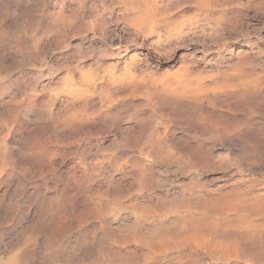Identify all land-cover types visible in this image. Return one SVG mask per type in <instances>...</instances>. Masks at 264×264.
<instances>
[{"label":"rangeland","instance_id":"374dc122","mask_svg":"<svg viewBox=\"0 0 264 264\" xmlns=\"http://www.w3.org/2000/svg\"><path fill=\"white\" fill-rule=\"evenodd\" d=\"M82 1L92 9L88 10L91 18L84 19L77 12L70 25L69 19L60 16L62 7L65 5L80 11L78 8ZM50 2L56 6V12L48 14L43 9L44 0H0V58L4 57L0 59V160H4L3 168L0 166V264H8V261L9 264H264V92H258V87L253 89L252 83L253 73H259L261 86H264V0ZM197 4L200 5L196 7ZM145 6L152 8L147 10ZM94 8L105 14L97 25L100 30L96 28L97 33L87 25V21L90 23L96 15ZM131 11H135L133 15ZM136 14L139 17L149 15L144 16L145 21L141 17L138 21ZM75 18L78 23L74 22ZM132 24L135 31L130 26ZM103 28L106 29L105 35L101 33ZM179 36L187 42L177 40ZM34 38L35 41L40 40L39 43H35ZM90 38L94 42L93 47L89 44ZM21 42L24 47L19 44ZM32 44H35L34 48ZM172 44L174 46L170 48ZM118 47L121 49H116ZM242 63L244 65H240ZM21 71L24 76L18 81ZM226 71L230 72L226 74ZM88 72L92 75L98 73L97 77L93 75V83L98 87L96 84L90 87L93 83L89 82L93 78L88 76ZM191 75L194 76L190 80ZM229 77H233L232 81L237 84H232L233 89H227L232 82ZM242 77L252 79L251 83L247 79L246 83L242 82L241 89L237 82L244 81ZM223 78L226 83L221 81ZM80 80L85 81L84 85ZM213 80H219L218 84L221 81L219 86ZM211 81L214 88L210 86ZM178 88L183 89L177 91ZM221 93H226L225 97ZM90 94L95 95L91 97ZM208 95L210 98L206 99ZM13 96H16L15 102ZM206 100L211 101L207 104ZM80 102L83 103L80 105ZM76 110L83 114L79 116ZM58 114H66L64 116L70 118L76 115L73 118L78 122H47ZM87 115L91 116L88 118ZM240 127L243 128L240 130ZM75 142L84 145L78 155L70 159L69 167L80 162L79 168L73 173L68 172L69 167L65 168L68 171L58 170L63 160L62 153L66 154L65 148ZM39 222L43 228H39ZM143 238L151 243L143 241ZM14 243L16 249L13 248ZM10 251L14 256L7 260ZM153 253L156 257L151 255ZM229 254L234 255L231 257Z\"/></svg>","mask_w":264,"mask_h":264},{"label":"bare ground","instance_id":"6f19581e","mask_svg":"<svg viewBox=\"0 0 264 264\" xmlns=\"http://www.w3.org/2000/svg\"><path fill=\"white\" fill-rule=\"evenodd\" d=\"M20 1H21V0H20ZM27 1H29V0H27ZM42 1H43V0H42ZM44 1H45V3H44V8H43V6H42V8L44 9L45 13H46V12H47L48 14L52 13V11L55 10L56 6L53 5V3L50 2V0H44ZM87 1H88V0H87ZM200 1H201V0H200ZM210 1H211V0H210ZM250 1H251V0H250ZM2 2H3V1H2ZM10 2H11V1H10ZM23 2H25V1H23ZM23 2H22V3H23ZM204 2H205V1H204ZM204 2H203V5H204ZM207 2H208V1H207ZM7 3H8V2H7ZM17 3H18V2H17ZM22 3H21V4H22ZM35 3H36V2H35ZM39 3H40V2H39ZM208 3H209V2H208ZM208 3H207V4H208ZM211 3H212V2H211ZM211 3H210V5H211ZM18 4H19V3H18ZM21 4H20V5H21ZM214 4H215V2H214ZM217 4H218V3H217ZM217 4H216V5H217ZM79 5H80V7H79L78 9H79L80 11H77V9H75L74 7L67 8V6L64 5V6L62 7V9H61L60 16H62L64 19H65V18L69 19L70 25H71V22H72V21H70L71 18H72V16L75 15V14H77V12L80 13V15L82 16V18H84V19H85V18H86V19H87V18H91V17L89 16V13H90L89 11L92 10V9H91V8H89V9L87 8L88 6H86L85 1H82V3L80 2ZM154 5H155V4H154ZM158 5H159V4H158ZM198 5H200V4H197L196 7H198ZM203 5H202V6H203ZM208 5H209V4H208ZM212 5H213V4H212ZM36 6H37V5H36ZM151 6H153V5H151ZM156 6H157V5H155V7H156ZM205 6H206V5H205ZM205 6H204V7H205ZM136 7H137V8H138V7L141 8L140 6H135V8H136ZM146 7H147V6H145V8H146ZM155 7H154V8H155ZM160 7H161V6H159L158 10L160 9ZM163 7H164V6H163ZM209 7H210V6H209ZM151 8H152V7H151ZM151 8L149 9V7H148L149 10H151ZM156 8H157V7H156ZM202 8H203V7H202ZM206 8H208V7H206ZM94 9L97 11V12H96V15H95L94 19H93V17H92V21H90V23L87 21V25L89 24L90 27H91V29L94 30V31L96 32V31H97L96 28L98 29L97 25H99L98 23H100V20H101V19H104V18H105V14L102 13V12H100V11L97 10L96 8H94ZM130 9H131V8H129V11H130ZM133 9H134V8H133ZM133 9H132V10H133ZM146 9H147V8H146ZM148 9H147V10H148ZM209 9H210V8H209ZM88 10H89V11H88ZM152 10H154V9H152ZM214 10H215V9H214ZM137 11H138V10H137ZM37 12H38V11H37ZM54 12H56V11H54ZM68 12H69V14H67ZM131 12H132V11H131ZM134 12H135V11H133L131 14L133 15ZM138 12H139V11H138ZM161 12H162V9H161ZM199 12H200V10H199ZM58 13H59V12H58ZM94 13H95V12H94ZM127 13H129V12H127ZM144 13H148V12H143V14H144ZM40 14H41V13H40ZM55 14H56V13H55ZM131 14H129V15L132 16ZM137 14H138V13H137ZM137 14H136V15H137ZM140 14H142L141 11H140ZM140 14H139V15H140ZM167 14H168V13H167ZM51 15H52V14H51ZM124 15L126 16V14H124ZM145 15L148 16L149 14H145ZM145 15H144V16H145ZM162 15H163V13H162ZM162 15H161V16H162ZM169 15H170V14H169ZM169 15H168V16H169ZM223 15H224V14H223ZM53 16H55V15H53ZM60 16L58 15L57 17H60ZM93 16H94V15H93ZM141 16H142V15H140V17H141ZM144 16L141 17V18H142V20L145 21L146 19H144ZM147 16H146V17H147ZM170 16H171V15H170ZM208 16H209V14H208ZM57 17H56V18H57ZM73 17H74V16H73ZM75 17H76V16H75ZM123 17H124V16H123ZM134 17H136V16L134 15ZM134 17H131V19L134 18ZM140 17L137 15L136 18H137L138 21L141 20ZM154 17H156V16H154ZM164 17H165V16H164ZM52 18H53V17H52ZM126 18H127V17H126ZM147 18H148V17H147ZM152 18H153V15H152ZM152 18H150V20H153ZM162 18H163V17H162ZM165 18H166V17H165ZM180 18H181V17H180ZM61 19H62V18H61ZM64 19H63V20H64ZM128 19H129V17H128ZM128 19H127V21H128ZM134 19H135V18H134ZM157 19H158V18H157ZM157 19H156V21L159 20V19H158V20H157ZM163 19H164V18H163ZM213 19H214V18H213ZM54 20H55V19H54ZM58 20H59V19H57V21H58ZM73 20H74V19H73ZM88 20H89V19H88ZM132 20H133V19H132ZM132 20H131V21H132ZM135 20H136V19H135ZM137 20H136V21H137ZM154 20H155V18H154ZM217 20H218V18H217ZM43 21H44V20H43ZM50 21H51V20H50ZM50 21H49V22H50ZM75 21H76V18H75L74 22H75ZM79 21H82V19H80ZM127 21H126V22H127ZM136 21H134L133 23H135ZM148 21H149V20H148ZM219 21H220V20H219ZM224 21H225V20H224ZM41 22H42V21H41ZM52 22H53V21H52ZM58 22H59V21H58ZM67 22H68V21H67ZM76 22H77V21H76ZM101 22H102V21H101ZM108 22H109V21H108ZM140 22H142V21H140ZM149 22H150V21H149ZM55 23H56V22H55ZM55 23H54V24H55ZM77 23H78V22H77ZM138 23H139V22H138ZM154 23H155V21H154ZM52 24H53V23H52ZM56 24H57V23H56ZM56 24H55V25H56ZM72 24H73V23H72ZM74 24H75V23H74ZM74 24H73V25H74ZM109 24H110V23H109ZM135 24H136V23H135ZM135 24H134V25H135ZM140 24H141V23H140ZM224 24H225V23H224ZM70 25H68V26H70ZM85 25H86V24H85ZM89 25H88V26H89ZM105 25H106V24H105ZM210 25H213V24H210ZM217 25H220V24L218 23ZM233 25H234V24H233ZM74 26H75V25H74ZM76 26H77V25H76ZM103 26H104V24H103ZM130 26H133V24L130 25ZM208 26H209V25H208ZM221 26H222V25H221ZM127 27H129V26H127ZM147 27H148V26H147ZM68 28H69V27H68ZM86 28H88V27H86ZM133 28H134L133 31H135V29H136L135 26H133ZM143 28H144V27H143ZM145 28H146V27H145ZM206 28H207V27H206ZM211 28H213V27L211 26V27H210V30H211ZM214 28H215V27H214ZM241 28H242V27H241ZM257 28H258V27H257ZM70 29H72V27H71ZM73 29H74V28H73ZM201 29H202V28H201ZM238 29H239V28H238ZM88 30H89V29H88ZM88 30H87V31H88ZM98 30H99V29H98ZM144 30H145V29H144ZM216 30H217V29H216ZM18 31H20V30L18 29ZM21 31L23 32L22 34H24V33L26 34V32H24V29H23V30L21 29ZM87 31H86V32H87ZM99 31H100V30H99ZM119 31H120V30H119ZM122 31H123V30H122ZM181 31H182V30H181ZM181 31H180V32H181ZM201 31H204V29L201 30ZM211 31H212V30H211ZM217 31L219 32V30H217ZM241 31H243V30H241ZM91 32H92V31H91ZM97 32H98V31H97ZM97 32H96V33H97ZM141 32H142V31H140L139 33L141 34ZM193 32H194V31H193ZM101 33H103V34L105 35V34H106V29H105V28L101 29ZM108 33H109V32H108ZM188 33H189V32H188ZM190 33H191V32H190ZM194 33H195V32H194ZM194 33H192V35H194ZM224 33H225V32H224ZM19 34H20V33H19ZM22 34H20V37H21ZM25 34H24V35H25ZM195 34H196V33H195ZM100 35H101V34H100ZM104 35H103V36H104ZM178 35H179V32H178ZM182 35H185V34L182 33ZM182 35H181V36H182ZM17 36H18V35H17ZM17 36H16V38H17ZM103 36H101V37H102V39L105 40V38H104ZM109 36H110V35H109ZM181 36H179L178 39H177V40H181L180 42L183 41L182 39H179V38H181ZM186 36H187V34H186ZM194 36H195V35H194ZM196 37H197V36H196ZM21 38H22V37H21ZM93 38H94V37H93ZM108 38H109V37H108ZM108 38H107V39H108ZM176 38H177V37H176ZM185 38H186V37H185ZM25 39H26V38H25ZM27 39H29V38H27ZM183 39H184V38H183ZM161 40H162V39H161ZM19 41H20V40H19ZM24 41H25V40H24ZM24 41H23V42H24ZM34 41H35V38H34ZM38 41H40V40H38ZM38 41H35V43L38 42ZM159 41H160V40H159ZM259 41H262V40H259ZM25 42H26V41H25ZM25 42H24V45L27 44L26 46L28 47V46H29L28 43H25ZM96 42H97V41H96ZM162 42H163V40H162ZM183 42L186 43V42H187V39H186V42H185V41H183ZM31 43H32V41H31ZM38 43H39V42H38ZM38 43H37V44H38ZM157 43H159V42L157 41ZM19 44L22 45V42L19 43ZM89 44H91L92 47H93V45H94V42H93V40H91V38H90ZM169 44H170V43H169ZM255 44H256V43H255ZM16 45H17V44H16ZM21 45H20V46H21ZM32 45H33V44H32ZM34 45H35V44H34ZM34 45H33L32 48H34ZM85 45H86V44H85ZM253 45H254V44H253ZM4 46H5V45H4ZM4 46H3V47H4ZM97 46H98V45H97ZM102 46H103V45H102ZM112 46H113V45H112ZM172 46H174V45H173V44L170 45V48H171ZM5 47H6V46H5ZM18 47H19V46H18ZM18 47H17V48H18ZM22 47H24V46L22 45ZM27 47H26V48H27ZM80 47H81V45H80ZM84 47H85V46H84ZM168 47H169V46H168ZM29 48H30V47H29ZM36 48H37V47H36ZM36 48H35V49H36ZM188 48H189V47H188ZM195 48L197 49V47H195ZM19 49H20V48H19ZM30 49H31V48H30ZM30 49H29V50H30ZM35 49H34L33 51H35ZM85 49H86V48H85ZM85 49H84V50H85ZM88 49H91V48L89 47ZM116 49H121V48L118 47V48H116ZM201 49H202V48H201ZM0 50H1V48H0ZM4 50H5V49H4ZM31 50H32V49H31ZM91 50H92V49H91ZM93 50H95V49H93ZM194 50H195V49H194ZM39 51H40V50H39ZM86 51H88V50H86ZM89 51H90V50H89ZM96 51H98V50H96ZM100 51H101V50H100ZM166 51H167V50H166ZM170 51H171V50H170ZM18 52L20 53V51H18ZM69 52H70V51H69ZM71 52H72V51H71ZM80 52H81V51H80ZM82 52H84V51H82ZM90 52L92 53V51H90ZM199 52H201V51H199ZM86 53H87V52H86ZM86 53H85V54H86ZM93 53H94V52H93ZM168 53H169V52H168ZM237 53H239V52H237ZM253 53H254V52H253ZM5 54H6V53H5ZM73 54H75V52H74ZM89 54H90V53H89ZM120 54H121V53H120ZM240 54H241V53H240ZM240 54H239V55H240ZM77 55H78V54H77ZM116 55H117V54H116ZM118 55H119V54H118ZM1 56H2V55H1ZM8 56H9V54H8ZM66 56H67V55H66ZM87 56H88V55H87ZM234 56H235V55H234ZM74 57H75V56H74ZM76 57H77V56H76ZM118 57H119V56H118ZM121 57L124 58V55H122ZM236 57H237V56H236ZM238 57H239V56H238ZM242 57H243V56H242ZM1 58H2V57H1ZM1 58H0V59H1ZM3 58H4V57H3ZM3 58H2V59H3ZM239 58H240V57H239ZM61 59H62V58H61ZM67 59H69V58H67ZM121 59H122V58H121ZM124 59H125V58H124ZM135 59H136V58H135ZM240 59H241V58H240ZM240 59H239V60H240ZM72 60H73V59H72ZM74 60H75V59H74ZM243 60H245V59H243ZM57 61H60V59L57 60ZM132 61H133V60H132ZM240 61L242 62V60H240ZM0 62H1V61H0ZM70 62H71V61H70ZM133 62H135V60H134ZM238 62H239V61H238ZM245 62H246V61H245ZM1 63H2V62H1ZM66 63H67V62H66ZM79 63H80V62H79ZM99 63H100V62H99ZM258 63H259V62H258ZM240 65H244V64L242 63V64H240ZM240 65H239V67H240ZM259 65H260V64H259ZM79 66H80V65H79ZM262 66H263V65H262ZM77 67H78V66H77ZM80 67H81V66H80ZM82 67H83V66H82ZM126 67H127V66H126ZM185 67H186V66H185ZM242 67H243V66H242ZM88 68H89V67H88ZM93 68H94V67H93ZM93 68H92V69H93ZM114 68H115V67H114ZM127 68H128V67H127ZM130 68H131V67H130ZM130 68H129V69H130ZM182 68H183V67H182ZM80 69H81V68H80ZM83 69H84V71H87V70H85V68H83ZM89 69H90V68H89ZM124 69H125V68H123V70H124ZM131 69H132V68H131ZM184 69H185V68H184ZM186 69H187V68H186ZM231 69H232V68H231ZM76 70H77V69H76ZM187 70H190V68H188ZM254 70H255V68H254ZM259 70H260V69H259ZM26 71H27V70H26ZM79 71H80V70H79ZM84 71H83V72H84ZM261 71H262V70H261ZM77 72H78V71H77ZM80 72H81V71H80ZM93 72H95V69H94ZM128 72H129V71H128ZM128 72H127V73H128ZM186 72H187V71H186ZM186 72H183V73H186ZM188 72H189V71H188ZM190 72H191V74H192V71H190ZM190 72H189V74H190ZM194 72H195V71H194ZM227 72H230V71H226V74H228ZM251 72H252V71H251ZM88 73H90V72H88ZM96 73H97V72H96ZM127 73L125 72V75H126ZM129 73H130V72H129ZM129 73H128V74H129ZM183 73H181V74H183ZM217 73H219V72H217ZM220 73H221V72H220ZM20 74H21V75H19V77H18V81L21 80V79H23V76H24V73H23L22 71H21ZM76 74H77V73H76ZM78 74H79V73H78ZM85 74H86V72H85ZM128 74H127L126 76H128ZM189 74H188V75H189ZM193 74H194V73H193ZM235 74H236V73H235ZM237 74H239V73H237ZM237 74H236V75H237ZM248 74H249V73H248ZM255 74H256V73H255ZM257 74H259V73H257ZM257 74L254 75V73H253V79H252V77H251V79L253 80V81H252L253 86H254L253 89H255V88L258 87L259 89H257V91L260 92V93L262 94V91L264 92V88H263L264 86H263V84H262V86H261V82H260V81H261V76H259V75H257ZM263 74H264V73H263ZM14 75H15V74H14ZM79 75H80V74H79ZM81 75H83V73H82ZM87 75H88V74H87ZM91 75H92V74L90 73V75H88V76L91 77ZM93 75L97 77L98 73H97V74H93ZM93 75H92V77H91V79H92V78H93V79L90 80L89 83H91V81H92V83H93V81H94V77H93ZM123 75H124V74H123ZM125 75H124V76H125ZM129 75H131V73H130ZM167 75H169V74H167ZM170 75H171V74H170ZM170 75H169V76H170ZM173 75H174V73H173ZM178 75H179V73H178ZM199 75L201 76L202 74H199ZM218 75H219V74H218ZM222 75H223V74H222ZM230 75H231V74H230ZM230 75H229V76H230ZM232 75H233V73H232ZM243 75H245V74H243ZM17 76H18V75H17ZM25 76H26V75H25ZM40 76H41V75H40ZM77 76H78V75H77ZM88 76H87V78H88ZM175 76H176V73H175ZM179 76H180V75H179ZM183 76H184V75H183ZM183 76H182V77H183ZM192 76H194V75H191L190 80L193 79ZM197 76H198V75H197ZM238 76H239V75H238ZM238 76H237V77H238ZM246 76H247V75H246ZM250 76H251V75H250ZM262 76H263V75H262ZM28 77H29V76H28ZM36 77H37V76H36ZM47 77H48V76H47ZM79 77H81V76H79ZM82 77H84V75H83ZM85 77H86V76H85ZM96 77H95V78H96ZM128 77H130V76H128ZM170 77H171V76H170ZM182 77H181V78H182ZM186 77H187V76H186ZM206 77H207V76H206ZM208 77H209V76H208ZM227 77H228V75H227ZM233 77H235V76H233ZM233 77H232L231 79H230V77H229V79L232 81ZM8 78H9V77H8ZM26 78H27V77H26ZM31 78H32V77H31ZM173 78H174V77H173ZM187 78H188V77H187ZM201 78H202V76H201ZM213 78H214V76H213ZM240 78H241V77H240ZM240 78H239V79H240ZM242 78H244V77H242ZM77 79H78V78H77ZM79 79H80V78H79ZM82 79H83V78H81V80H82ZM84 79H85V78H84ZM98 79H99V78H98ZM176 79H178V77H177ZM183 79H185V78H183ZM183 79H182V80H183ZM197 79H198V78H197ZM204 79H205V78H204ZM206 79L208 80V78H206ZM209 79H210V78H209ZM211 79H212V78H211ZM214 79H216V77H215ZM221 79H222V78H221ZM223 79H224V78H223ZM226 79H227V78H226ZM235 79H238V78L235 77ZM244 79H245L244 81H242V79H241V83L239 82L240 80H239L238 82H237V80H236V82L239 83L238 86L241 87L242 82H245V83H246V79H247V77H245ZM251 79H250V77H249L247 80H250V83H251ZM6 80H7V78H6ZM8 80H9V79H8ZM12 80H13V79H12ZM81 80H80V82H81ZM85 80H86V79H85ZM130 80H132V79H130ZM180 80H181V79H180ZM182 80H181V81H182ZM194 80H195V79H194ZM194 80H192V82H193ZM199 80L202 81L203 79H200V78H199ZM16 81H17V80H16ZM22 81H23V80H22ZM96 81H97V80H96ZM185 81H186V80H185ZM195 81L198 82L197 80H195ZM205 81H206V80H205ZM205 81H204V83H205ZM213 81H215V80H213ZM217 81H219V80H217ZM217 81H215L214 83H217ZM221 81L224 82L225 79H224V80H221ZM221 81H220V82H221ZM227 81H228L227 83H230L229 80H227ZM6 82H7V81H6ZM6 82H4V84H6ZM37 82H38V81H37ZM76 82H77V81H76ZM83 82L85 83V81H82L81 83H83ZM86 82H88V81H86ZM192 82H191V83H192ZM199 82H200V81H199ZM209 82H210V81H209ZM220 82H219V84H220ZM232 82H233V81H232ZM232 82H231V84H228V85H231L230 87L227 85V86L229 87V88H227V89L232 88V84H234L235 86H237V84L234 83L235 80H234L233 83H232ZM7 83H8V82H7ZM13 83H14V82H13ZM23 83H24V81H23ZM81 83H80V84H81ZM84 83H83V85H84ZM173 83H174V82H173ZM180 83H181V82H180ZM183 83L185 84L186 82H183ZM191 83H190V84H191ZM193 83H194V82H193ZM193 83H192V84H193ZM204 83H203V84H204ZM225 83H226V81H225ZM245 83H244V84H245ZM247 83H248L247 85H249V87H250L249 82H247ZM77 84H78V83H77ZM80 84H78V85H80ZM87 84H88V83H86V85H87ZM95 84H96V83H95ZM95 84H94V83H93V85L90 84V87H91V86H94ZM171 84H172V83H171ZM181 84H182V83H181ZM196 84H197V83H196ZM199 84H200V83H199ZM201 84H202V83H201ZM206 84L209 85L208 83H206ZM219 84L217 83L218 86H219ZM221 84H222V83H221ZM1 85H2V84H1ZM41 85H42V84H41ZM43 85H44V84H43ZM47 85H48V84H47ZM78 85H77V86H78ZM86 85H85V86H86ZM96 85H97V84H96ZM177 85H178V84H177ZM177 85H176V86H177ZM187 85H189V84H187ZM212 85H213V84H212V81H211L210 86L213 87L214 85H213V86H212ZM224 85L226 86V84H224ZM234 85H233V86H234ZM11 86H13V85L11 84ZM17 86H18V85H17ZM17 86H16V87H17ZM81 86H82V85H81ZM85 86H84V87H85ZM173 86H174V85H173ZM181 86H182V85H180V87H181ZM184 86H186V85H184ZM195 86H196V85H195ZM200 86H201V85H200ZM204 86H205V84L203 85V87H204ZM210 86H208V87H210ZM222 86H223V85H222ZM235 86H234V87H235ZM251 86H252V85H251ZM6 87H7V85H6ZM28 87H30V86H28ZM31 87L33 88V86H31ZM79 87H80V86H79ZM86 87H87V86H86ZM86 87H85V88H86ZM90 87L88 86V88H90ZM97 87H98V85H97ZM167 87H168V85H167ZM167 87H164L163 89H165V88H167ZM196 87H198V88H202V87H199V86H196ZM211 87L208 88V89H211ZM214 87H215V86H214ZM214 87H213V88H214ZM223 87H224V86H223ZM223 87H222V88H223ZM7 88H8V87H7ZM18 88H19V87H18ZM18 88H17V89H18ZM49 88H50V87H49ZM80 88L83 89V87H80ZM85 88H84V89H85ZM88 88H87V89H88ZM219 88H221V87H218L217 89H219ZM224 88H225V87H224ZM244 88H245V87H244ZM1 89H2V88H1ZM9 89H10V88H9ZM44 89H45V88H44ZM46 89H47V88H46ZM78 89H79V88H78ZM82 89H81V91H82ZM87 89L85 90L86 92H87ZM91 89H92V88H91ZM96 89H97V88H96ZM101 89H102V88H101ZM103 89H104V88H103ZM178 89H179V88H178ZM182 89H183V88H182ZM182 89H179V90H177V91H180V90H182ZM185 89H186V88H185ZM189 89H190V88H189ZM232 89H233V88H232ZM241 89H242V87H241ZM247 89H251V88H248V87H247ZM253 89H252V90H253ZM4 90L6 91V89H4ZM24 90H25V88H24ZM31 90H32V89H31ZM54 90H55V89H54ZM54 90H53V91H54ZM98 90H100V89H98ZM131 90H132V89H131ZM161 90H162V89H161ZM161 90H160V92H162ZM168 90H170V88H169ZM168 90H167V93H168ZM194 90H195V89H194ZM202 90L205 91V89H202ZM222 90H223V89H222ZM225 90H226V88H225ZM236 90H239V88L236 87ZM243 90H244V89H243ZM27 91H28V90H27ZM79 91H80V90H79ZM90 91H93V90H90ZM95 91H96V90H95ZM132 91H133V90H132ZM177 91H176V92H177ZM204 91H202V92H204ZM206 91H207V90H206ZM214 91H215V90H213V91L211 90V92H214ZM223 91H224V90H223ZM223 91H222V92H223ZM234 91H235V89H234ZM248 91H249V90H248ZM248 91H247V92H248ZM1 92H2V94H3V91H1ZM6 92H7V91H6ZM88 92H89V91H88ZM88 92H87V93H88ZM160 92H159V93H160ZM164 92H165V91H164ZM187 92H189V91H187ZM209 92H210V91H209ZM217 92H218V91H217ZM217 92H215L216 95L218 94ZM219 92H220V91H219ZM224 92H225V91H224ZM240 92H241V91H240ZM4 93H5V92H4ZM7 93H8V92H7ZM7 93H6V95H7ZM12 93H13V92H12ZM14 93H15V91H14ZM82 93H83V92H82ZM90 93H91V92H90ZM93 93H95V92L93 91ZM167 93H166V94H167ZM169 93H170V91H169ZM177 93H178V92H177ZM181 93H182V92H181ZM183 93H184V92H183ZM190 93H191V92H190ZM200 93H201V91H200ZM229 93H230V92H229ZM229 93H228V94H229ZM237 93H238V92H237ZM237 93H236V94H237ZM0 94H1V93H0ZM15 94H16V93H15ZM80 94H81V93H80ZM80 94H79V95H80ZM83 94H84V93H83ZM83 94H81L80 96H82V98L84 99L85 97H83ZM91 94H92V93H91ZM91 94H90L91 97H92L93 95H95V94H93V95H91ZM162 94H163V93H162ZM179 94H180V93H179ZM186 94H187V93H186ZM186 94H185V95H186ZM191 94H192V93H191ZM204 94H206V93H204ZM209 94H210V93H209ZM221 94H222V93H221ZM225 94H226V93H225ZM225 94H224V95H225ZM228 94H227V95H228ZM250 94H251V93H250ZM252 94H253V93H252ZM12 95H13V94H12ZM16 95H17V94H16ZM68 95H69V94H68ZM88 95H89V94H88ZM88 95H84V96H87V98H89ZM96 95H97V94H96ZM98 95H99V94H98ZM150 95H152V94H150ZM150 95H149V96H150ZM160 95H161V94H160ZM163 95L166 96L165 93H164ZM180 95H181V94H180ZM188 95H190V94L188 93ZM197 95H199V94H197ZM216 95H214V98H215ZM224 95L222 94V97H223ZM234 95H235V94H234ZM2 96H3V95H2ZM77 96H78V95H77ZM172 96H173V95H172ZM172 96L169 95L170 98H171ZM181 96H182V95H181ZM181 96H179V97H181ZM186 96H187V95H186ZM202 96H203V95H202ZM202 96H201V97H202ZM218 96H219V95H218ZM220 96H221V95H220ZM257 96H258V95H257ZM263 96H264V95H263ZM169 97H168V98H169ZM192 97H193V96H192ZM194 97L197 98L198 96L194 95ZM199 97H200V96H199ZM203 97H204V96H203ZM207 97H209V95L206 96V99H207ZM224 97H225V96H224ZM11 98H12V97H11ZM13 98H15V99H14V102H15V100H16V96H15V97L13 96ZM76 98H78V97H76ZM94 98H95V97H94ZM150 98H151V97H150ZM173 98H174V96H173ZM175 98H176V97H175ZM209 98H210V97H209ZM67 99H68V98H67ZM83 99H82V100H83ZM85 99H86V98H85ZM188 99H189V98H188ZM192 99H193V98H192ZM197 99H198V98H197ZM201 99H204V98H201ZM211 99H212V98H211ZM216 99H218V98L216 97ZM220 99H221V98H220ZM254 99H255V97H254ZM257 99H258V98H257ZM262 99H263V98H262ZM79 100H80V99H79ZM88 100H89V99H88ZM193 100H195V99H193ZM225 100H226V99H225ZM229 100H230V99H229ZM229 100H228V101H229ZM11 101H12V99H11ZM11 101H10V102H11ZM75 101H77V100H75ZM92 101H93V100H92ZM198 101L201 102V100H198ZM204 101H205V100H204ZM207 101H208V100H206V102H207ZM210 101H211V100H210ZM210 101H208L207 104H209ZM214 101H216V100H214ZM219 101H220V100H219ZM221 101H223V99H221ZM253 101H254V100H253ZM10 102H7V103H10ZM64 102H65V100H64ZM70 102H71V100H70ZM89 102H90V101H89ZM212 102H213V101H212ZM212 102H211L210 104H212ZM255 102H256V100H255ZM1 103H2V102H1ZM4 103H5V102H4ZM11 103H12V102H11ZM66 103H67V102H66ZM81 103H83V102H80V105H81ZM90 103H91V102H90ZM94 103H95V102H94ZM101 103H102V102H101ZM202 103H203V102H202ZM224 103H225V101H224ZM240 103H241V102H240ZM62 104H63V102H62ZM68 104H69V103H68ZM104 104H105V101H104ZM204 104H205V103H204ZM222 104H223V103H222ZM237 104H238V103H237ZM237 104H236V105H237ZM2 105H3V104H2ZM5 105H6V104H5ZM7 105H8V104H7ZM64 105H66V104H64ZM229 105H230V104H229ZM211 106H212V105H211ZM224 106H225V105H224ZM232 106H235V105H232ZM232 106H231V107H232ZM237 106H238V105H237ZM5 107H7V106H5ZM69 107H70V106H69ZM69 107H68V108H69ZM88 107H89V106H88ZM102 107H104V106H102ZM206 107H207V106H206ZM221 107H222V106H221ZM227 107H229V106H227ZM227 107L225 108V109H226L225 111L228 110ZM239 107H240V106H239ZM2 108H3V107H2ZM11 108H12V107H11ZM63 108H65V107H63ZM63 108H62V109H63ZM66 108H67V107H66ZM85 108H86V107H85ZM209 108H210V107H209ZM223 108H224V107H223ZM69 109H70V108H69ZM69 109H68V110H69ZM103 109H104V108H103ZM220 109H221V108H220ZM12 110H13V109H12ZM81 110H82V109H81ZM99 110H100V109H99ZM101 110H102V109H101ZM101 110H100V111H101ZM232 110H233V109H232ZM232 110H231V111H232ZM41 111H42V110H41ZM41 111H39V112H41ZM60 111L62 112V110H60ZM69 111H70V110H69ZM69 111H66V112H69ZM72 111H73V110H72ZM76 111H77V110H76ZM82 111H83V110H82ZM86 111H87V110H86ZM88 111H89V110H88ZM91 111H92V110H91ZM91 111H90V112H91ZM103 111H104V110H103ZM220 111H221V110H220ZM223 111H224V109H223ZM16 112H17V111H16ZM48 112H49V110H48ZM57 112H58V111H57ZM57 112H56V114H57ZM228 112H230V110H229ZM13 113H14V112H13ZM62 113H65V112H62ZM70 113H71V111H70ZM73 113H74V112H73ZM77 113H78V111H77ZM103 113H104V112H103ZM8 114H9V113H8ZM10 114H12V113L10 112ZM53 114H54V113H53ZM66 114H67V113H66ZM66 114H62V115H59V114H58V115H56V116H52V117L49 118V120H48L47 122H49V123H54V124H57V123L62 122L63 124H66L67 122H72V123H73V122L77 121V120H75V118H73V117H76V115H77L76 113H75L76 115L73 116L72 118H70V117H68V116H64V115H66ZM82 114H83V113H81V111L78 113L79 116L82 115ZM84 114H86V112H85ZM89 114H90V113H89ZM92 114H93V113H92ZM92 114H91V115H92ZM94 114H95V113H94ZM91 115H87V117L89 118V116H91ZM96 115H97V114H96ZM48 116H49V115H48ZM94 117H95V115H94ZM34 118H35V117H34ZM82 118H83V117H82ZM92 118H93V117H92ZM98 118H99V117H98ZM44 119H45V118H44ZM44 119H43V120H44ZM76 119H77V118H76ZM85 119H86V118H85ZM32 120H34V119H32ZM32 120H31V121H32ZM37 120H38V119H37ZM83 120H84V119H83ZM88 120H89V119H88ZM90 120H91V119H90ZM92 120H93V119H92ZM33 122H35V121H33ZM36 122H38V121H36ZM77 122H78V121H77ZM77 122H76V123H77ZM88 122H89V121H88ZM92 122H93V121H92ZM92 122H91V123H92ZM85 123H86V122H85ZM82 124H83V123H82ZM136 124H138V122H137ZM30 125H31V124H30ZM42 125H43V124H42ZM42 125H41V126H42ZM75 125H76V124H75ZM38 126L40 127V125H38ZM70 126H71V125H70ZM70 126L68 127L69 129H70ZM72 126H73V125H72ZM78 126H79V124H78ZM82 126H83V125H82ZM85 126H86V125H85ZM88 126H89V125H88ZM135 126H136V125H135ZM239 126H240V125H239ZM22 127H23V126H22ZM32 127H33V126H32ZM39 127H38V128H39ZM42 127H43V126H42ZM50 127H51V126H50ZM50 127H49V128H50ZM55 127H56V126H55ZM63 127H64V126H63ZM63 127H61V128H63ZM74 127H75V126H74ZM80 127H81V125H80ZM120 127H121V126H120ZM120 127H118V128H120ZM27 128L29 129V127H27ZM27 128H26V129H27ZM34 128H36V126H35ZM78 128H79V127H78ZM78 128H77V129H78ZM86 128H87V127H86ZM94 128H95V127H93V129H94ZM140 128H141V127H140ZM140 128H139V129H140ZM241 128H243V127H240V130H241ZM30 129H32V128H30ZM36 129H37V128H36ZM40 129H41V128H40ZM89 129H90V128H89ZM89 129H88V130H89ZM116 129H117V127H116ZM238 129H239V128H238ZM59 130H60V128H59ZM72 130H73V129H72ZM111 130H112V129H111ZM31 131H32V130H31ZM60 131H61V130H60ZM75 131H76V130H75ZM118 131H119V130H118ZM122 131H123V130H122ZM137 131H138V130H137ZM25 132H26V131H25ZM57 132H58V131H57ZM64 132H65V131H64ZM113 132H114V131H113ZM118 133H119V132H118ZM122 134H123V133H122ZM122 134H121V135H122ZM165 134H166V133H165ZM47 135H48V134H47ZM53 135H54V134H53ZM71 135H72V134H71ZM158 135H159V134H158ZM57 136H58V135H57ZM117 136H118V135H117ZM155 136H156V135H155ZM58 137H59V136H58ZM67 137H68V135H67ZM59 138H61V137H59ZM116 138H117V137H116ZM213 138H214V137H213ZM57 139H58V138H57ZM135 139H136V138H135ZM239 139H240V138H239ZM54 140H55V138H54ZM47 141H48V140H47ZM115 142H116V143H119V141L117 142V140H116ZM75 143H76V142H75ZM244 143H246L245 140H244ZM244 143H243V144H244ZM0 144H1V143H0ZM201 144H202V146L204 145L203 143H201ZM201 144H200V145H201ZM4 145H5V144H4ZM53 145H54V144H53ZM82 145H84V144H83V143H76V144L70 145L68 148H65V150H66V154L62 153V159H63V160H62L61 163L59 164V166H58V167H59L58 170H65V171H68V170H69L68 172L71 171V172L73 173V172H75V171L79 168V166H80V162H79V164L76 163V162H74V164H71V165H72L71 167H69V163H70V159H71V158H73L75 155H78V153H79V151H80L79 149L82 147ZM49 146H51V145H49ZM61 146H62V145H61ZM237 146H238V145H237ZM3 147H4V146H3ZM58 147H59V146H58ZM62 147H63V146H62ZM64 147H65V146H64ZM64 147H63V148H64ZM69 149H70L71 151H67V150H69ZM207 149H209V148H207ZM211 149H212V148H211ZM1 150H3V149H1ZM49 151H50V148H49ZM144 151H145V150H144ZM5 152H6V151H5ZM12 152H13V150H12ZM12 152H11V153H12ZM56 152H57V151H56ZM147 152H148V151H147ZM153 152H154V150H153ZM155 152H156V151H155ZM157 152H159V151H157ZM170 152H171V151H170ZM14 153H16V152H14ZM14 153H13V154H14ZM54 153H55V152H54ZM87 153H88V152H87ZM171 153H172V152H171ZM206 153H207V152H206ZM210 153H211V152H210ZM167 154H168V153H167ZM167 154H166V155H167ZM172 154H173V153H172ZM174 154H175V153H174ZM253 154H254V153H253ZM5 155H6V154H5ZM152 155H153V154H152ZM166 155H165V156H166ZM209 155H210V154H209ZM86 156H87V155H86ZM146 156H147V155H146ZM176 156H177V155H176ZM262 156H263V155H262ZM75 157H76V156H75ZM75 157H74V158H75ZM142 157H143V156H142ZM167 157H168V155H167ZM167 157H165V158L168 159ZM173 157H174V156H173ZM177 157H178V156H177ZM114 158H115V157H114ZM137 158H138V161H140V158H139V157H137ZM149 158H150V157H149ZM154 158H155V157H154ZM162 158H164V156H163ZM170 158H171V157H170ZM191 158H192V157H191ZM209 158H210V157H209ZM221 158H222V157H221ZM9 159H10V158H9ZM189 159H190V157H189ZM194 159H195V158H194ZM262 159H263V158H262ZM6 160H7V159H6ZM10 160H11V159H10ZM15 160H16V159H15ZM15 160H14V161H15ZM71 160H72V159H71ZM77 160H78V159H77ZM116 160H117V159H116ZM168 160H169V159H168ZM210 160H211V158H210ZM212 160H214V158H213ZM223 160H224V159H223ZM258 160H259V159H258ZM12 161H13V160H12ZM74 161H75V160H74ZM207 161H209V160H207ZM226 161H228V160H226ZM18 162H19V161H18ZM83 162H84V161H83ZM83 162H82V163H83ZM111 162H112V161H111ZM136 162H137V161H136ZM188 162L190 163V160H189ZM212 162H213V161H212ZM72 163H73V162H72ZM88 163H89V162H88ZM109 163H110V161H109ZM125 163H126V162H125ZM134 163H135V162H134ZM113 164H116V163L113 162ZM2 165H4V160H0V166H2ZM85 165H86V164H85ZM87 165H88V164H87ZM118 165H119V164H118ZM118 165H117V167H118ZM124 165H126V164H124ZM6 166H7V165H6ZM111 166H112V165H111ZM113 166H114V165H113ZM113 166H112V168H113ZM115 166H116V165H115ZM126 166H127V165H126ZM222 166H223V165H222ZM67 167H69L68 170L65 169V168H67ZM86 167H87V166H86ZM89 167H90V166H89ZM140 167H141V166H140ZM2 168H3V166H2ZM4 168H5V167H4ZM87 168H88V167H87ZM114 168H115V167H114ZM114 168H113V169H114ZM118 168H119V167H118ZM118 168H116V170H118ZM142 168H143V167H142ZM119 169H120V168H119ZM4 170H5V169H4ZM88 170H89V169H88ZM91 170H92V167H91ZM116 170H115V171H116ZM89 171H90V170H89ZM89 171H88V172H89ZM118 171H119V170H118ZM118 171H117V172H118ZM151 171H152V170H151ZM88 172H87V173H88ZM95 172H96V171H95ZM121 172H122V171H121ZM124 172H125V171H124ZM93 173H94V172H93ZM119 173H120V172H119ZM125 173H128V171L125 172ZM143 173H144V171H143ZM5 174H6V173H5ZM85 174H86V173H85ZM91 174H92V173H91ZM140 174H141V173H140ZM230 174H234V173H230ZM11 175H12V174H11ZM11 175H10V176H11ZM94 175H95V173H94ZM147 175H148V174H147ZM147 175H146V176H147ZM77 176H78V175H77ZM111 176H112V175H111ZM113 176H114V175H113ZM142 176H143V174H142ZM6 177H9L8 174H7ZM69 177H70V176H69ZM143 177H144V176H143ZM228 177H229V176H228ZM108 178H109V177H108ZM150 178H151V177H150ZM3 179H4V178H3ZM6 179H7V178H6ZM8 179H9V178H8ZM15 179H16V178H15ZM81 179H82V178H81ZM111 179H112V178H111ZM111 179H110V180H111ZM151 179H152V178H151ZM221 179H222V178H221ZM223 179H227V178H223ZM1 180H2V179H1ZM9 180H11V179H9ZM93 180H94V179H93ZM6 181H7V180H6ZM14 181H15V180H14ZM90 181H91V180H90ZM234 181H235V179H234ZM143 183H145V182L143 181ZM198 183L200 184V182H198ZM223 183H224V182H223ZM6 184H7V183H6ZM199 184H198V185H199ZM231 184H232V183H231ZM9 185H10V184H9ZM9 185H8V186H9ZM31 185H32V184H30L29 187H31ZM210 185H211V184H210ZM196 186H197V185H196ZM201 186H203V183H202ZM11 187H12V186H11ZM25 188L27 189V187H25ZM205 188H206V187H205ZM217 188H218V187H217ZM52 189H53V188H52ZM90 189H91V188H90ZM93 189H94V188H93ZM198 189H199V188H198ZM206 189H207V188H206ZM220 189H221V188H220ZM28 190H29V189H28ZM34 190H35V188H34ZM91 190H92V189H91ZM199 190H200V189H199ZM201 190H202V189H201ZM4 191H5V190H4ZM0 192H1V191H0ZM6 192H7V191H5L4 194H6ZM22 192H23V190H22ZM26 192H27V191H26ZM30 192H31V191H30ZM27 193H28V192H27ZM92 193H93V192H92ZM1 194H2V193H0V195H1ZM24 194H25V192H24ZM24 194H23V195H24ZM67 194H68V192H67ZM256 194H257V193H256ZM256 194H255V195H256ZM259 195H260V194H259ZM261 195H262V194H261ZM2 196H3V195H2ZM21 196H22V193H21ZM27 196H28V195H27ZM252 197H254V195H253ZM20 198H21V197H20ZM25 198H27V197H25ZM21 199H22V198H21ZM257 199H259V197H258ZM19 200H20V199H19ZM27 200H28V199H27ZM221 200H222V199H221ZM235 200H236V199H235ZM237 200H238V199H237ZM23 201H24V199H23ZM238 201H239V200H238ZM238 201H237V202H238ZM17 202H18V204H19L20 201H17ZM25 202H27V201L25 200ZM235 202H236V201H235ZM239 202H240V201H239ZM239 202H238V205H239ZM33 203H34V202H33ZM215 203H216V202H215ZM224 203H225V202H224ZM226 203H227V201H226ZM251 203H252V202H251ZM260 203H261V202H260ZM21 204H22V202H21ZM21 204H20V205H21ZM60 204H62V203H60ZM228 204H229V203H228ZM240 204H241V203H240ZM22 205H23V204H22ZM28 205H29V202H28ZM33 205H34V204H33ZM216 205H217V204H216ZM219 205H220V203H219ZM221 205H224V204L221 203ZM225 205L227 206V204H225ZM229 205H230V204H229ZM229 205H228V206H229ZM238 205L236 204V206H238ZM25 206H26V205H25ZM207 206H208V205H207ZM239 206H241V205H239ZM19 207H20V206H19ZM27 207H29V206H27ZM188 207H189V206H188ZM188 207L186 206L185 208H188ZM204 207H205V206H204ZM230 207H231V206H230ZM263 207H264V206H263ZM21 208H22V207H21ZM25 208H26V207H25ZM35 208H36V207H35ZM217 208H218V206H217ZM217 208H216V209H217ZM31 209H32V208H31ZM205 209H206V208H205ZM207 209H208V208H207ZM207 209H206V210H207ZM220 209H221V208H220ZM220 209H218V210H220ZM262 209H263V208H262ZM21 210H22V209H21ZM34 210H35V209H34ZM34 210H33L32 212H34ZM36 210H37V209H36ZM190 210H191V209H190ZM192 210H193V209H192ZM192 210H191V212H192ZM197 210H199V209H197ZM197 210H196V211H197ZM200 210H201V209H200ZM200 210H199V211H200ZM206 210H205V212H206ZM209 210H210V208H209ZM209 210H207V211H209ZM213 210H215V209H213ZM222 210H224V207H223ZM233 210H234V209H233ZM233 210H232V211H233ZM259 210H260V209H259ZM16 211H17V210H16ZM18 211H19V210H18ZM37 211L39 212V209H38ZM37 211H35V212H37ZM187 211H189V209H188ZM199 211H198V212H199ZM210 211H211V210H210ZM215 211H216V210H215ZM230 211H231V210H230ZM20 212H21V211H20ZM30 212H31V211H30ZM183 212H184V211H183ZM185 212H186V211H185ZM194 212H195V210H194ZM203 212H204V211H203ZM220 212H221V211H220ZM220 212H219V213H220ZM222 212H223V211H222ZM233 212H234V211H233ZM263 212H264V211H263ZM22 213H24V211H23ZM212 213H213V212H212ZM216 213H217V212H216ZM219 213H218V214H219ZM37 214H38V213H37ZM37 214H35V215H37ZM95 214L97 215V213H95ZM99 214H100V213H99ZM189 214H190V213H189ZM196 214H197V213H196ZM196 214H195V215H196ZM206 214H207V213H206ZM206 214H205V215H206ZM13 215H14V214H13ZM20 215H21V214H20ZM20 215H19V216H20ZM32 215H33V214H32ZM40 215H42V214H40ZM96 215H95V216H96ZM180 215H181V214H180ZM197 215H198V214H197ZM220 215H221V214H220ZM220 215H219V216H220ZM255 215H256V214H255ZM37 216H38V215H37ZM178 216H179V215H178ZM178 216H177V217H178ZM193 216H194V215H193ZM17 217H18V216H17ZM17 217H16V218H17ZM35 217H36V216H35ZM63 217H64V216H63ZM182 217H184V216H182ZM204 217H205V216H204ZM254 217L256 218V216H254ZM13 218H14V217H13ZM32 218H33V217H32ZM40 218H41V217H40ZM42 218H43V216H42ZM47 218H48V216H47ZM101 218H103V217H101ZM185 218H186V217H185ZM185 218H184V219H185ZM207 218H208V217H207ZM255 218H254V219H255ZM257 218H258V217H257ZM14 219H15V218H14ZM99 219H100V218H99ZM165 219H166V218H165ZM181 219H182V218H181ZM189 219H190V218H189ZM33 220H35V219H33ZM33 220H32V221H33ZM65 220H66V219H65ZM176 220H177V219H176ZM185 220H186V219H185ZM214 220H215V219H214ZM214 220H213V221H214ZM11 221H12V220H11ZM66 221H68V220H66ZM100 221H101V219H100ZM166 221H167V220H166ZM179 221H181V220H179ZM190 221L193 222V220H190ZM210 221H211V220H210ZM223 221H225V220H223ZM36 222H38V221L36 220ZM94 222H95V221H94ZM159 222H160V221H159ZM218 222H219V221H218ZM218 222H217V223H218ZM15 223H16V222H15ZM65 223H66V222H65ZM67 223H68V222H67ZM99 223H100V222H99ZM160 223H161V222H160ZM170 223H171V221H170ZM180 223H181V222H180ZM206 223H207V221H206ZM215 223H216V221H215ZM217 223H216V224H217ZM229 223H232V222H229ZM233 223H234V222H233ZM34 224H35V223H34ZM34 224H33V225H34ZM40 224H41V223L39 222V225H40ZM164 224H165V223H164ZM186 224H187V222H186ZM190 224H191V223H190ZM195 224H196V222H195ZM218 224H219V223H218ZM236 224H237V223H236ZM12 225H13V224H12ZM17 225H18V224H17ZM33 225H31V226H33ZM45 225H46V224H45ZM66 225H67V224H66ZM159 225H160V224H159ZM168 225H169V224H168ZM176 225H177V224H176ZM176 225H175V227H176ZM210 225H211V224H210ZM259 225H260V224H259ZM37 226H38V224H37ZM37 226H36V227H37ZM182 226H183V225H182ZM182 226H180L181 230H182V228H183ZM184 226H185V224H184ZM188 226H189V225H188ZM188 226H187V227H188ZM196 226H197V225H196ZM203 226H204V225H203ZM213 226H214V225H213ZM216 226H217V225H216ZM18 227H20V226H18ZM21 227H22V226H21ZM28 227H30V226L28 225ZM33 227H34V226H33ZM40 227H42V224H41V226H39V228H40ZM177 227L179 228V226H177ZM205 227H206V225H205ZM261 227H262V226L260 225V228H261ZM13 228H14V230L16 229L15 227H13ZM42 228H43V227H42ZM55 228H56V226H55ZM169 228H170V227H169ZM171 228H172V226H171ZM171 228H170V229H171ZM184 228H185V227H184ZM184 228H183V229H184ZM237 228H238V227H237ZM27 229H28V228H27ZM27 229H25V230H27ZM162 229H163V228H162ZM189 229H190V228H189ZM235 229H236V228H235ZM245 229H246V228H245ZM256 229H257V228H256ZM17 230H18V229H17ZM25 230H24V231H25ZM29 230H30V229H29ZM29 230H28V231H29ZM32 230H33V229H32ZM32 230H31V231H32ZM34 230H35V227H34ZM37 230H40V229L37 228ZM179 230H180V229H179ZM184 230H185V229H184ZM196 230H197V229H196ZM196 230H195V232H196ZM239 230H241V229H239ZM5 231H6V229H5ZM118 231H119V230H118ZM120 231H121V230H120ZM167 231H168V230H167ZM247 231H248V230H247ZM17 232H18V231H17ZM17 232H16V233H17ZM22 232H23V231H22ZM29 232H30V231H29ZM33 232L35 233V231H33ZM42 232H43V229H42ZM171 232H172V231H171ZM7 233H8V232H7ZM14 233H15V232H14ZM31 233H32V232H30L29 235H32ZM36 233H37V232H36ZM38 233H39V232H38ZM153 233H154V232H153ZM155 233H157V232L155 231ZM160 233H161V232H160ZM165 233H166V232H165ZM199 233H200V232H199ZM9 234H10V233H9ZM20 234H21V233H19V235H20ZM23 234H24L23 237H25V236H26L25 232H24ZM171 234H172V233H171ZM196 234H197V233L194 234L195 237H196ZM202 234H203V233H202ZM253 234H254V233H253ZM15 235H16V234H15ZM17 235H18V234H17ZM35 235H36V234H35ZM35 235H34V236H35ZM39 235H40V234H39ZM153 235H154V234H152V236H153ZM172 235H173V234H172ZM36 236H37V235H36ZM154 236H155V235H154ZM161 236H162V235H161ZM163 236H164V235H163ZM192 236H193V235H191V237H192ZM1 237H2V236H1ZM9 237H10V235H9ZM39 237H40V236H39ZM204 237H205V234H204ZM5 238H6V237H5ZM10 238H11V237H10ZM13 238H14V237H13ZM15 238H16V237H15ZM17 238H18V237H17ZM21 238H22V236H21ZM29 238H30V237H29ZM32 238H33L34 240L36 239L35 237H32ZM37 238H38V236H37ZM166 238H168V237H166ZM171 238H172V237H171ZM188 238L191 239L190 237H188ZM188 238H187V240H188ZM208 238H209V237H208ZM19 239H20V238H19ZM22 239H23V238H22ZM27 239H28V238H27ZM192 239H194V238H192ZM215 239H216V238H215ZM20 240H21V239H20ZM24 240H26V238H24ZM28 240H29V239H28ZM144 240H145V239L143 238V241H144ZM148 240H150V239H148ZM203 240H204V239H203ZM3 241H5V240H3ZM9 241H10V240H9ZM21 241H22V240H21ZM146 241H147V240H145V242H146ZM156 241H157V240H156ZM175 241H176V240H175ZM190 241H191V240H190ZM200 241H201V240H200ZM13 242H14V241H13ZM36 242H37V241H36ZM147 242H148V241H147ZM165 242H166V241H165ZM186 242H188V241H186ZM191 242H192V241H191ZM193 242H195V241H193ZM220 242H221V241H220ZM3 243H4V242H3ZM24 243H25V242H24ZM148 243H149V242H148ZM150 243H151V242H150ZM150 243H149V244H150ZM7 244H8V243H7ZM16 244H17V243H16ZM117 244H119V243H117ZM136 244L138 245V243H136ZM146 244H147V243H146ZM158 244H159V243H158ZM187 244H188V243H187ZM219 244H221V243H219ZM2 245H3V244H2ZM4 245H5V244H4ZM112 245H113V244H112ZM115 245H116V244H115ZM119 245H120V244H119ZM119 245H118V247H119ZM162 245H163V243H162ZM226 245H227V244H226ZM231 245H232V244H231ZM5 246H6V245H5ZM8 246H9V245H8ZM11 246H13V245H11ZM15 246H16V245H15V243H14L13 248L16 249ZM127 246H128V245H127ZM127 246L125 247V250H126ZM134 246H135V245H134ZM141 246H142V245H140V247H141ZM233 246H234V245H233ZM137 247H138V246H137ZM199 247H200V249H201V246H199ZM199 247H198V248H199ZM217 247H218V246H217ZM231 247H232V246H231ZM10 248H11V247H10ZM13 248H12V249H13ZM111 248H112V247H111ZM141 248H142V247H141ZM148 248H149V247H148ZM148 248L146 247V249H148ZM152 248H153V247H152ZM198 248L196 247V249H198ZM202 248H203V247H202ZM137 249H139V248H137ZM137 249H136V250H137ZM143 249H145V248H143ZM150 249H151V247H150ZM184 249H185V248H184ZM187 249H188V248H187ZM236 249H237V248H236ZM13 250H14V249H13ZM181 250H182V249H181ZM185 250H186V249H185ZM224 250H225V249H224ZM229 250H230V249H229ZM233 250H234V247H233V249L231 248V251H233ZM15 251H16V250H15ZM15 251H13V252H15ZM77 251H78V250H77ZM80 251H81V250H80ZM138 251H139V250H138ZM150 251H151V250H150ZM197 251L200 252V250H197ZM1 252H2V250H1ZM136 252H137V251H136ZM151 252H152V251H151ZM238 252H239V251H238ZM3 253H4V252H3ZM6 253H7V251H6ZM6 253H4L3 258H4V256H5ZM20 253H21V252H20ZM20 253H19V254H20ZM76 253L78 254V252H76ZM130 253H131V252H130ZM149 253H150V252H149ZM157 253H158V252H157ZM215 253H216V252H215ZM215 253H214V254H215ZM218 253H219V252H218ZM227 253H228V252H227ZM227 253H226V254H227ZM1 254H2V253H1ZM1 254H0V255H1ZM11 254H12V255H11ZM17 254H18V253H17ZM17 254H16V256H17ZM64 254H65V253H64ZM77 254H75V255H77ZM107 254H110V253L108 252ZM107 254H106V255H107ZM117 254H118V253H117ZM128 254H129V253H128ZM155 254H156V252H155ZM162 254H163V253H162ZM199 254H201V253H199ZM214 254H213V255H214ZM226 254H224V255H226ZM239 254H240V252H239ZM239 254H238V255H239ZM8 255H9V254H8ZM130 255H131V254H130ZM151 255H154V253L151 254ZM157 255H161V254H157ZM213 255H212V256H213ZM229 255H230V254H229ZM233 255H234V254H233ZM233 255H232V256L230 255V256L233 257ZM236 255H237V253H236ZM11 256H14L13 253H12V251H10V255L7 256V260H8V257H11ZM18 256H19V255H18ZM20 256H21V254H20ZM77 256H78V255H77ZM109 256H111V255H109ZM109 256H108V257H109ZM154 256L156 257V255H154ZM227 256H228V254H227ZM230 256H229L228 258H230ZM1 257H2V256H1ZM1 257H0V258H1ZM23 257H24V256H23ZM75 257H76V256H75ZM152 257H153V256H152ZM3 258H2V259H3ZM5 258H6V256H5ZM5 258H4V259H5ZM11 258H13V257H11ZM15 258H18V257H15ZM15 258H14V259H15ZM176 258H177V257H176ZM191 258H192V257H191ZM195 258H196V257H195ZM200 258H201V257H200ZM223 258H224V257H223ZM225 258H226V257H225ZM4 259H3V260H4ZM14 259H12V260L15 261ZM128 259H129V258H128ZM178 259H180V258H178ZM178 259H177V260H178ZM203 259H204V258H203ZM214 259H215V258H214ZM221 259H222V258H221ZM3 260H2V261H3ZM7 260L5 259V261H7ZM12 260H11V262H12ZM16 260H18V259H16ZM173 260L175 261V259H173ZM219 260H220V259H219ZM222 260H223V259H222ZM19 261H20V260H19ZM129 261H130V260H129ZM202 261H203V260H202ZM216 261H217V260H216ZM3 262H4V261H3ZM9 262H10V261H8V264H9ZM15 262H16V261H15ZM17 262H18V261H17ZM17 262H16V263H17ZM27 262H28V261H27ZM180 262H182V260H181ZM221 262H222V261H221ZM226 262H227V261H226ZM0 263H1V262H0ZM5 263H6V262H5ZM40 263H41V262H40ZM130 263H131V262H130ZM194 263H195V262H194ZM199 263H200V262H199ZM222 263H223V262H222ZM10 264H12V263H10ZM13 264H14V263H13ZM17 264H18V263H17ZM131 264H132V263H131ZM133 264H134V263H133ZM179 264H181V263H179ZM196 264H197V263H196Z\"/></svg>","mask_w":264,"mask_h":264}]
</instances>
